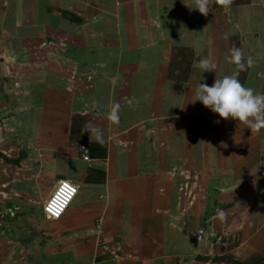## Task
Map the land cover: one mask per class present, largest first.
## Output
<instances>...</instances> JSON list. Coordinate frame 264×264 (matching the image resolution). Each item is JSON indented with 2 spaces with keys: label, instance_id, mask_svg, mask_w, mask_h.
<instances>
[{
  "label": "crops",
  "instance_id": "0c3cea01",
  "mask_svg": "<svg viewBox=\"0 0 264 264\" xmlns=\"http://www.w3.org/2000/svg\"><path fill=\"white\" fill-rule=\"evenodd\" d=\"M193 7L0 0V264H264V129L194 102L195 62L217 64L211 86L233 44L255 62L239 80L264 93V0ZM61 181L77 193L48 220Z\"/></svg>",
  "mask_w": 264,
  "mask_h": 264
},
{
  "label": "clouds",
  "instance_id": "9594fccd",
  "mask_svg": "<svg viewBox=\"0 0 264 264\" xmlns=\"http://www.w3.org/2000/svg\"><path fill=\"white\" fill-rule=\"evenodd\" d=\"M234 2L235 0H193L192 9L197 10L202 16H207L212 3L227 12L230 11ZM224 38L227 39V36ZM225 59L229 64L234 65L233 73L221 79H215L211 86L202 82V74L215 73L217 64L209 57L200 58L195 62L194 66L201 73V82L194 91V102L199 101L222 120H235L239 125H244L253 132H259L264 129V93H258L254 88L246 87L238 78L241 72L252 68L255 62L251 56L246 58L243 50L235 44L229 49ZM92 106L96 107L95 101ZM106 118L111 125H119L120 105L118 102L111 104ZM82 131L88 133L97 142H103V131L91 122L85 124ZM63 187L69 196L76 193L75 186L67 182H64ZM218 218L221 222L225 221L226 213L218 210Z\"/></svg>",
  "mask_w": 264,
  "mask_h": 264
},
{
  "label": "built area",
  "instance_id": "2783aa9c",
  "mask_svg": "<svg viewBox=\"0 0 264 264\" xmlns=\"http://www.w3.org/2000/svg\"><path fill=\"white\" fill-rule=\"evenodd\" d=\"M80 149L82 151V158L87 161L89 159L88 156V149L85 145L80 146ZM64 182H67L71 184L72 186H75L74 184L68 182V181H61L58 183V186L55 190V192L52 194V196L44 203L42 207L43 215L46 219L48 220H58L72 200L74 199L76 193H77V188H76V193L73 196H69L68 193L64 190L63 184ZM52 208L53 211H49V208ZM59 211V215H55L54 212ZM197 239L198 241H203L204 240V231L202 229L197 231Z\"/></svg>",
  "mask_w": 264,
  "mask_h": 264
},
{
  "label": "snow or ice",
  "instance_id": "6c2138e0",
  "mask_svg": "<svg viewBox=\"0 0 264 264\" xmlns=\"http://www.w3.org/2000/svg\"><path fill=\"white\" fill-rule=\"evenodd\" d=\"M65 188H67V186H65ZM49 211H53V209L50 207V208H49ZM54 214H55V215H59V211L54 212Z\"/></svg>",
  "mask_w": 264,
  "mask_h": 264
}]
</instances>
